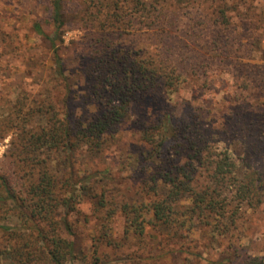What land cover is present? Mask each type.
Instances as JSON below:
<instances>
[{
	"label": "trees",
	"instance_id": "trees-1",
	"mask_svg": "<svg viewBox=\"0 0 264 264\" xmlns=\"http://www.w3.org/2000/svg\"><path fill=\"white\" fill-rule=\"evenodd\" d=\"M73 2L67 15V0H47L48 20H31L26 34L49 43L57 93L20 92L0 120L18 167L13 176L0 173V203L21 224L2 227L9 247L0 249V264L4 256L12 264H74L69 217L81 215L82 198L97 220L85 264H109L98 254L101 243L120 245L109 233L118 212L143 248L131 252V264H159L164 243L201 227L232 240L264 203V0ZM72 19L83 35L66 54ZM68 56L82 60L83 89L74 87ZM181 90L191 97L172 100ZM149 101L155 111L143 109ZM128 122L138 142L126 150L140 174L132 202L117 183L100 185L112 175L106 152ZM101 158L109 159L105 168ZM237 264H264V257L246 254Z\"/></svg>",
	"mask_w": 264,
	"mask_h": 264
},
{
	"label": "rangeland",
	"instance_id": "rangeland-1",
	"mask_svg": "<svg viewBox=\"0 0 264 264\" xmlns=\"http://www.w3.org/2000/svg\"><path fill=\"white\" fill-rule=\"evenodd\" d=\"M47 0H0V120L4 119L10 113L9 105L17 102L19 93L27 94L29 97L35 98L40 95H47V91H52L53 95L57 93L54 88L55 82L50 78L52 61L50 59L49 43L46 39L36 36H28L29 25L31 20L44 19L48 20L49 9ZM66 5L67 15L73 10V0H67ZM70 17V16H69ZM71 19V18H70ZM48 32H52V24L45 22L44 24ZM16 30L18 36L15 38L6 37L5 33L11 34ZM83 30L76 24L75 20H68L64 32V46L67 48L66 54H71L73 51V42L81 39ZM13 47L21 50L26 49V53L19 49L13 51ZM25 51V50H24ZM70 70L75 73L73 77L74 87L83 89L84 80L82 79L79 69L82 60L74 61L73 56H68ZM18 96V97H17ZM22 96V94L20 95ZM182 98L189 99L191 95L185 90L172 96V100L177 101ZM211 94L207 95V101H211ZM219 99V96L217 100ZM215 102V101H214ZM143 109H150L155 111V105L149 101ZM221 106H216L213 109H220ZM187 110L182 108L181 111ZM5 126V124H3ZM5 127L0 125V173L15 175L17 173V166H15L10 158L8 151L11 148V132L3 138L6 134ZM138 136L135 134L133 124L128 122L122 128V136L118 143L112 145V150H107L106 156L112 160L109 164V159L101 158L104 161L101 164L105 168L107 164L111 166L112 175L108 178H102L100 183L101 188L108 184L117 183L126 194V199L135 201L138 197L136 194L139 185V176L137 173L135 156L129 153L126 149L131 146H136ZM122 150H116V148ZM105 157V156H104ZM81 161L84 165L89 166L86 157H82ZM98 159H94L93 164L98 163ZM62 165L61 161H54L52 166L54 170ZM114 176V177H113ZM100 178V179H101ZM117 180L113 181L112 179ZM115 182V183H114ZM100 188V189H101ZM119 190L118 193H121ZM79 206L81 215L71 214L70 220L74 223L76 232L75 244L76 253L79 259H76L74 264H85L81 261L83 256H88L89 260H93V240L92 236L96 232L94 225L97 223L95 215L92 214V206L88 201L83 202ZM188 203V202H184ZM10 213V212H9ZM8 207L0 203V249L6 250L9 247L8 239L3 231V226L19 227L21 224L18 219L9 215ZM112 225L109 233L120 245L117 247L100 244L101 262L110 261L109 264H131L129 256L132 251H143V248L138 249L140 239L138 236L126 235V220L125 216L118 212L112 218ZM240 230L236 233L233 239L218 238L217 233L212 231L209 227L197 228L192 230L189 239L176 238L172 243H164V249L158 250L163 253L159 264H237L242 256L253 255L264 257V203L255 212L249 213L241 220ZM68 237L67 232L64 233ZM237 235L238 238H237ZM142 238V237H141ZM144 238V237H143ZM147 243H154L157 246V241L152 237L145 238ZM167 242V241H166ZM175 251H174V250ZM146 256L144 253H140ZM241 255V257H240ZM3 264H12L10 258L4 256Z\"/></svg>",
	"mask_w": 264,
	"mask_h": 264
}]
</instances>
